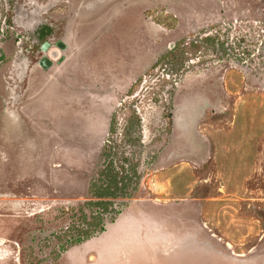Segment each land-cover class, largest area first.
<instances>
[{
    "label": "rangeland",
    "instance_id": "374dc122",
    "mask_svg": "<svg viewBox=\"0 0 264 264\" xmlns=\"http://www.w3.org/2000/svg\"><path fill=\"white\" fill-rule=\"evenodd\" d=\"M59 1L51 68L1 39L0 264H264V0ZM115 113L139 189L67 249Z\"/></svg>",
    "mask_w": 264,
    "mask_h": 264
},
{
    "label": "trees",
    "instance_id": "16d2710c",
    "mask_svg": "<svg viewBox=\"0 0 264 264\" xmlns=\"http://www.w3.org/2000/svg\"><path fill=\"white\" fill-rule=\"evenodd\" d=\"M205 40L216 44L213 36L205 37ZM197 41L189 46L188 40L182 38L174 46L164 52L159 62L171 63L181 67L187 60V53L190 48H197ZM211 44V45H212ZM138 126L135 130L126 129L125 143L137 147L142 143L141 119H135ZM119 130L117 127V114L111 118L108 136L102 150V168L99 170L98 178L90 184L92 198L87 200L80 208L78 220L73 222L65 231L69 239L68 248L77 246L106 230V220L114 222L121 209L116 208L115 200L123 198L130 199L138 191L141 182L140 162L137 157V150H132L129 156L125 143L120 142L116 136ZM90 211V214L87 213ZM74 211L73 213H76Z\"/></svg>",
    "mask_w": 264,
    "mask_h": 264
},
{
    "label": "flooded vegetation",
    "instance_id": "af4514ba",
    "mask_svg": "<svg viewBox=\"0 0 264 264\" xmlns=\"http://www.w3.org/2000/svg\"><path fill=\"white\" fill-rule=\"evenodd\" d=\"M88 1L99 2L98 0ZM60 2L59 0H0V44L6 34L10 36L32 34L31 47L40 55L36 62L43 68L46 67L42 63L51 61L54 64L49 52L56 56L57 48L61 49L60 46L63 43L68 44L58 36L60 28L57 21L59 17L57 9L60 8ZM53 64L46 69L51 68Z\"/></svg>",
    "mask_w": 264,
    "mask_h": 264
},
{
    "label": "water",
    "instance_id": "95a60500",
    "mask_svg": "<svg viewBox=\"0 0 264 264\" xmlns=\"http://www.w3.org/2000/svg\"><path fill=\"white\" fill-rule=\"evenodd\" d=\"M60 47H61L62 50H66V49L68 48V44L63 43ZM64 58H65V56H63V57L61 58V61H63ZM52 64H53V63H52L51 61H49L48 63H42V65H43L44 67H46V68L50 67Z\"/></svg>",
    "mask_w": 264,
    "mask_h": 264
},
{
    "label": "crops",
    "instance_id": "0c3cea01",
    "mask_svg": "<svg viewBox=\"0 0 264 264\" xmlns=\"http://www.w3.org/2000/svg\"><path fill=\"white\" fill-rule=\"evenodd\" d=\"M129 209V208H128Z\"/></svg>",
    "mask_w": 264,
    "mask_h": 264
}]
</instances>
